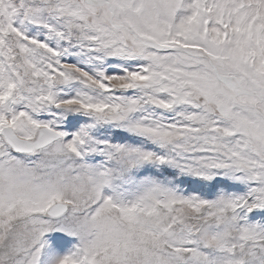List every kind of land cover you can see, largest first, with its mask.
Returning a JSON list of instances; mask_svg holds the SVG:
<instances>
[{
  "label": "snow or ice",
  "instance_id": "1",
  "mask_svg": "<svg viewBox=\"0 0 264 264\" xmlns=\"http://www.w3.org/2000/svg\"><path fill=\"white\" fill-rule=\"evenodd\" d=\"M0 264H264V0H0Z\"/></svg>",
  "mask_w": 264,
  "mask_h": 264
}]
</instances>
